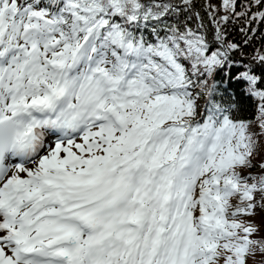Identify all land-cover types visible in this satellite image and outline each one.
<instances>
[{
    "label": "snow or ice",
    "instance_id": "obj_1",
    "mask_svg": "<svg viewBox=\"0 0 264 264\" xmlns=\"http://www.w3.org/2000/svg\"><path fill=\"white\" fill-rule=\"evenodd\" d=\"M262 28L264 0H0V264H264Z\"/></svg>",
    "mask_w": 264,
    "mask_h": 264
},
{
    "label": "trees",
    "instance_id": "obj_2",
    "mask_svg": "<svg viewBox=\"0 0 264 264\" xmlns=\"http://www.w3.org/2000/svg\"><path fill=\"white\" fill-rule=\"evenodd\" d=\"M197 2V7L199 9V5L202 2V0H196ZM262 32H264V28L261 29ZM211 38V35L210 37ZM230 38L236 40L237 42H241L243 40V37L239 34V30L238 27L233 28L231 30V36ZM255 47H260L261 44H264V40H256L253 42ZM246 52L251 53L252 52V46L248 47L245 49ZM237 58H239V54H236ZM228 71V70H226ZM239 71H243L242 68H240L239 66L237 67H233L230 69V71L228 72V75H225L224 72H221L217 77H216V81L217 84L219 85L220 90L222 91L225 88H228L229 91H233V90H239L241 85L237 84V82L235 81L234 77L236 76V74ZM257 71L259 72V69H257ZM221 77H223V82H221ZM229 77H233V79H229ZM254 107L255 104L253 101H248L247 102V108L246 111L242 113V115L245 118H251L254 112ZM257 222H259V215L257 216Z\"/></svg>",
    "mask_w": 264,
    "mask_h": 264
},
{
    "label": "rangeland",
    "instance_id": "obj_3",
    "mask_svg": "<svg viewBox=\"0 0 264 264\" xmlns=\"http://www.w3.org/2000/svg\"><path fill=\"white\" fill-rule=\"evenodd\" d=\"M257 219V218H256Z\"/></svg>",
    "mask_w": 264,
    "mask_h": 264
}]
</instances>
